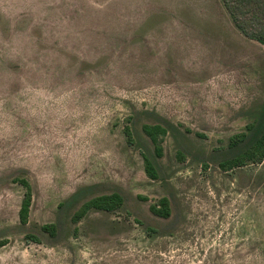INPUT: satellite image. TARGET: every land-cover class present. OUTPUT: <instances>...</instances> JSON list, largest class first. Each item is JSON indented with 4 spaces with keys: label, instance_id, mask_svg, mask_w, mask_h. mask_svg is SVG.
I'll return each instance as SVG.
<instances>
[{
    "label": "rangeland",
    "instance_id": "1",
    "mask_svg": "<svg viewBox=\"0 0 264 264\" xmlns=\"http://www.w3.org/2000/svg\"><path fill=\"white\" fill-rule=\"evenodd\" d=\"M263 101L264 45L221 0H0V264H264V162L219 166ZM162 119L156 157L142 125ZM80 188L124 204L74 234L79 202L58 204Z\"/></svg>",
    "mask_w": 264,
    "mask_h": 264
},
{
    "label": "trees",
    "instance_id": "2",
    "mask_svg": "<svg viewBox=\"0 0 264 264\" xmlns=\"http://www.w3.org/2000/svg\"><path fill=\"white\" fill-rule=\"evenodd\" d=\"M221 3L232 24L241 34L264 45V0H221ZM176 129V126L166 119L142 125L143 132L153 144L156 157H160L162 154L160 146L162 138ZM125 132L129 135L128 129ZM224 150L228 157L219 162L222 170L244 167L248 164L258 165L264 162V101L252 113L251 121L245 125L243 130L228 138ZM144 168L151 179L158 178L155 162L147 156H144ZM18 182L25 190L18 211V220L20 225L26 226L29 222L32 191L27 179L20 178ZM84 189H78L58 204V208L61 210L79 202V205L72 211L69 220L74 225L72 228L74 234L77 232L75 225L89 210L112 212L122 208L124 204V197L118 191L102 193L81 201V193ZM149 211L158 218H169L171 215L169 199L166 196L161 197L157 203L149 205ZM65 228L67 229L65 224L55 221L41 225L40 230L50 238H58L63 234ZM148 229L152 233L159 231L153 226H149ZM25 239L33 242L40 241L39 237L33 233H26ZM6 242L7 239L0 240V246Z\"/></svg>",
    "mask_w": 264,
    "mask_h": 264
}]
</instances>
